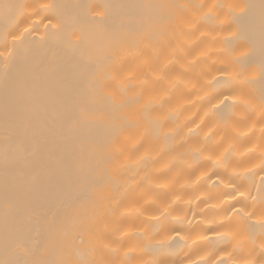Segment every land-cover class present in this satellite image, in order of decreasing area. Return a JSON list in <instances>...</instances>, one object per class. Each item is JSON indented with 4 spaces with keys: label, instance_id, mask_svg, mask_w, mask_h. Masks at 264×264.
Returning <instances> with one entry per match:
<instances>
[{
    "label": "bare ground",
    "instance_id": "1",
    "mask_svg": "<svg viewBox=\"0 0 264 264\" xmlns=\"http://www.w3.org/2000/svg\"><path fill=\"white\" fill-rule=\"evenodd\" d=\"M0 264H264V0H0Z\"/></svg>",
    "mask_w": 264,
    "mask_h": 264
}]
</instances>
